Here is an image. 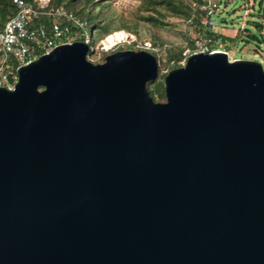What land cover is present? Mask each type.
I'll list each match as a JSON object with an SVG mask.
<instances>
[{
  "label": "water",
  "instance_id": "water-1",
  "mask_svg": "<svg viewBox=\"0 0 264 264\" xmlns=\"http://www.w3.org/2000/svg\"><path fill=\"white\" fill-rule=\"evenodd\" d=\"M57 46L0 88V264H264V66Z\"/></svg>",
  "mask_w": 264,
  "mask_h": 264
},
{
  "label": "trees",
  "instance_id": "trees-1",
  "mask_svg": "<svg viewBox=\"0 0 264 264\" xmlns=\"http://www.w3.org/2000/svg\"><path fill=\"white\" fill-rule=\"evenodd\" d=\"M36 2V0H30ZM111 3L105 0H50V9L63 8L67 13H71L73 18H68V16L59 15H49L45 10H42L37 18H35V23L40 24L42 22H51L53 20H58L63 24L70 25L73 29L81 31V37L79 40L85 41L88 37V30L92 32L95 30H100L99 36L94 40V45L98 40L108 37L109 35L117 32H113L114 28L111 27V18L104 13V8L109 6ZM208 5V0H195V3L188 4L182 0H143L141 6V13L139 19L149 22L150 24L158 27H163L169 24L166 20L168 13L182 17L186 20L189 26L193 27L196 31V36L193 40H189L186 46H170L164 41L159 39L150 40L153 43V48L149 49L157 60L159 59V52L163 48L167 53L166 66L170 69L180 67L184 64L186 56L184 52L186 49L190 48L192 52L197 50L196 40L199 38L209 39L208 41L223 40L224 42L237 41L240 37L246 41L257 40L259 43L264 42L261 36L264 30V21L258 19H247L245 25L241 28L238 34L235 36H229L224 33L217 31L211 27H205L201 24V19L206 14L205 7ZM166 11H164V9ZM259 15L264 13V3L260 0ZM168 12V13H167ZM16 13V8L13 0H0V28L3 23ZM74 19H78L83 23L82 26L76 25ZM252 27H255L259 33L254 32ZM116 29H126L129 27L125 24L116 27ZM122 31V30H119ZM134 43L137 42L135 39ZM209 43V42H208ZM92 44V40H90ZM95 47V46H94ZM95 48L89 52L88 57L94 52ZM104 50V49H103ZM106 54L102 56V61L105 60ZM168 72H163L161 66L159 65L158 76L155 80H150L147 82V87L149 89L150 95L154 100L166 99L165 94V77ZM158 95V97H157Z\"/></svg>",
  "mask_w": 264,
  "mask_h": 264
},
{
  "label": "rangeland",
  "instance_id": "rangeland-1",
  "mask_svg": "<svg viewBox=\"0 0 264 264\" xmlns=\"http://www.w3.org/2000/svg\"><path fill=\"white\" fill-rule=\"evenodd\" d=\"M111 4L104 8V13L111 18V27L114 28L113 32L122 30L125 33H130L129 41L121 42L112 47L102 48L106 45V38L98 40L94 45V40L99 36L100 30H88V37L92 40L91 49L95 48L94 52L90 55V59L94 63H100L104 54L108 55L117 50L133 49L143 50L142 47L145 40L159 39L164 41L170 46H186L189 40H193L196 36V31L193 27L189 26L186 20L182 17L168 13L166 20L168 25L158 27L139 19L141 13V6L143 0H105ZM188 4H194L195 0H182ZM264 3V0H263ZM164 11L165 8H163ZM260 0H220V9L215 15L216 30L229 36H235L239 33L242 27L248 25L247 19H258L264 21V13L259 15ZM125 24L129 27L126 29H116V27ZM254 32L259 31L252 27ZM264 39V30L261 34ZM132 39H136L134 43ZM223 44V48L229 51L230 58L255 60L262 63L264 66V42L259 43L257 40L246 41L240 37L237 41L230 42L219 40ZM95 46V47H94ZM218 45L216 44L215 47ZM158 64L161 66L163 72H169L171 69L166 66L167 53L162 48L158 54ZM183 65V64H182ZM181 65V66H182ZM158 97V95H157ZM166 100V99H165ZM164 100V101H165ZM162 101V100H156Z\"/></svg>",
  "mask_w": 264,
  "mask_h": 264
},
{
  "label": "built area",
  "instance_id": "built-area-1",
  "mask_svg": "<svg viewBox=\"0 0 264 264\" xmlns=\"http://www.w3.org/2000/svg\"><path fill=\"white\" fill-rule=\"evenodd\" d=\"M49 2L50 0H36V2L13 0L16 13L8 18L0 28V88L15 89L19 81V69L22 66L36 61L40 56L53 51L61 44L80 39L82 35L80 30L73 29L70 25L63 24L58 20L49 23H35V18L42 10H45L49 15L73 18V15L67 13L63 8H48ZM219 9L220 0H208V5L205 7L206 14L201 19V24L215 29L217 25L215 15ZM74 21L76 25H83L78 19H74ZM119 32L122 33L120 39H116L113 44L106 43L102 48L107 49L106 47L130 40V33ZM208 40L206 38L197 39V50L194 52L190 48L186 49L184 52L186 58L183 63L185 64L189 55L199 51H227L229 53L219 40ZM85 41L90 44L89 38ZM216 44L217 47H215ZM142 47L149 50L153 48V43L150 40H145Z\"/></svg>",
  "mask_w": 264,
  "mask_h": 264
},
{
  "label": "bare ground",
  "instance_id": "bare-ground-1",
  "mask_svg": "<svg viewBox=\"0 0 264 264\" xmlns=\"http://www.w3.org/2000/svg\"><path fill=\"white\" fill-rule=\"evenodd\" d=\"M121 37H122V33L117 31L116 33H113V34L109 35L106 38V41H107L108 44H113L116 39H120Z\"/></svg>",
  "mask_w": 264,
  "mask_h": 264
}]
</instances>
